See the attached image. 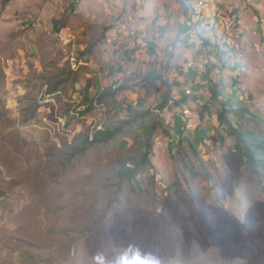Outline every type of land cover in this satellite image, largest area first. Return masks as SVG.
<instances>
[{
  "label": "rangeland",
  "instance_id": "rangeland-1",
  "mask_svg": "<svg viewBox=\"0 0 264 264\" xmlns=\"http://www.w3.org/2000/svg\"><path fill=\"white\" fill-rule=\"evenodd\" d=\"M187 5L0 0V264H264V168L221 125L264 142V0H213L186 39Z\"/></svg>",
  "mask_w": 264,
  "mask_h": 264
},
{
  "label": "trees",
  "instance_id": "trees-1",
  "mask_svg": "<svg viewBox=\"0 0 264 264\" xmlns=\"http://www.w3.org/2000/svg\"><path fill=\"white\" fill-rule=\"evenodd\" d=\"M180 1V0H178ZM187 1V0H186ZM157 77H153L152 79L156 80ZM161 78V77H159ZM122 82V81H121ZM119 82L116 81V85H118ZM115 85V89L112 92V94L114 93H118L121 90H124L126 87L125 85H120L119 87L116 88L117 86ZM111 93H109V91H103L101 93V100L107 98V96H111ZM114 96V95H112ZM223 93L220 92L219 90V86L215 85L214 86V93L212 95V99L219 102L220 98L223 97ZM168 104V100L165 101V103L163 104L164 106H166ZM221 105L223 108L224 112L228 111V107H230V103H226L224 101H221ZM163 106V107H164ZM134 114V120H139V119H144L145 117L147 118L150 115V111H138V110H134L133 112ZM130 122V121H128ZM221 125H229L230 129H233L234 134L236 135L237 138V143H236V156L238 159H240L241 161L245 162L249 167L254 168V169H258V168H264V142L259 143L258 141L257 144H251L249 142V133L246 132V130L241 129H235L230 123L229 120L227 118V115H222L221 116ZM153 131L149 132V134H152ZM117 131H99L97 133V137L101 136V138H105V140H107L108 138H114L117 135ZM153 135V134H152ZM211 140H214L213 137H211ZM92 142V141H91ZM151 140L149 139L148 143H147V153L145 154V156L142 157V159L140 161H135L134 162V168L132 171H130L131 173V177H133V174L136 171V167H143L145 168L146 166L150 165V159L149 156L152 154V145L150 144ZM215 142V141H213ZM196 147V146H195ZM190 172L193 173L192 168H190Z\"/></svg>",
  "mask_w": 264,
  "mask_h": 264
},
{
  "label": "crops",
  "instance_id": "crops-1",
  "mask_svg": "<svg viewBox=\"0 0 264 264\" xmlns=\"http://www.w3.org/2000/svg\"><path fill=\"white\" fill-rule=\"evenodd\" d=\"M177 2H180V1H178V0H176ZM176 5H177V3H176ZM180 5L178 4V6L177 7H179ZM177 14H179V12H178V10L176 11V13H175V15H177ZM1 15H6V13H4L3 14V12H2V14ZM187 17L185 18V17H182L183 15H181V17L180 18H177V20H175V22H176V24H178V26L181 28L182 26H183V31H181V34L180 35H185L186 36V39L187 38H191V37H193V33H192V27H190L189 25H188V22L187 21H189L190 20V16H189V11H187ZM138 16H142V15H138ZM3 19L0 21V25H1V28H2V32L4 31V33H7L8 32V26H9V23L7 22V18H8V16H3L2 17ZM167 18V17H166ZM166 20V19H165ZM199 23V22H198ZM198 23H196V24H198ZM14 24V23H13ZM166 24V23H165ZM146 25V24H145ZM14 26V25H13ZM16 26V25H15ZM197 26V25H196ZM164 31H165V29H164ZM175 32V30H170L169 31V34L168 35H171L172 33H174ZM192 42H194V41H192ZM192 44V43H191ZM164 45V43L163 44H157L156 45V48L158 49V54H161L160 52H161V46H163ZM171 50H174V48L172 47L171 48ZM132 52V51H131ZM143 52H146L145 53V55L148 53L149 54V57L151 56V54L149 53V52H147L146 50L144 51V50H141V51H137V52H135L132 56H131V58H138L137 60H136V62H140V57H142L141 55H142V53ZM189 56V54H186L185 56ZM130 58V59H131ZM190 58V57H189ZM129 59V60H130ZM128 60V61H129ZM191 69V68H190ZM127 73L128 72H130V71H126ZM121 76H123V75H121ZM194 77H196V74H194ZM190 86H191V84H190ZM190 86H187L186 85V88H190ZM198 88H199V86H198ZM197 94V93H196Z\"/></svg>",
  "mask_w": 264,
  "mask_h": 264
},
{
  "label": "built area",
  "instance_id": "built-area-1",
  "mask_svg": "<svg viewBox=\"0 0 264 264\" xmlns=\"http://www.w3.org/2000/svg\"><path fill=\"white\" fill-rule=\"evenodd\" d=\"M213 0H188V11H189V16L190 20L187 21L188 25L190 27H193L196 25V23L201 22L205 13L208 12L212 8ZM213 25L214 22L212 21L211 23H208ZM194 34V33H193ZM193 45H195V41L192 42ZM198 48V45H196ZM198 50V49H197ZM185 58L188 60L190 59L189 56H185ZM193 62L189 61L188 66H192Z\"/></svg>",
  "mask_w": 264,
  "mask_h": 264
},
{
  "label": "clouds",
  "instance_id": "clouds-1",
  "mask_svg": "<svg viewBox=\"0 0 264 264\" xmlns=\"http://www.w3.org/2000/svg\"><path fill=\"white\" fill-rule=\"evenodd\" d=\"M175 35L166 34L165 37L161 40V43H170L172 40H175ZM118 264H144L142 257H138L136 254H128L126 256H121L118 260Z\"/></svg>",
  "mask_w": 264,
  "mask_h": 264
}]
</instances>
